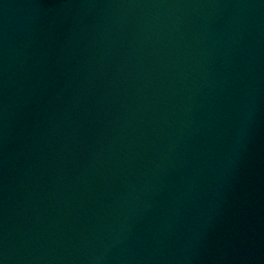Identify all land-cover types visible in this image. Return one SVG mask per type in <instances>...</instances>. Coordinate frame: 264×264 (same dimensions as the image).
Instances as JSON below:
<instances>
[{"label": "water", "instance_id": "1", "mask_svg": "<svg viewBox=\"0 0 264 264\" xmlns=\"http://www.w3.org/2000/svg\"><path fill=\"white\" fill-rule=\"evenodd\" d=\"M0 264H264V0H0Z\"/></svg>", "mask_w": 264, "mask_h": 264}]
</instances>
